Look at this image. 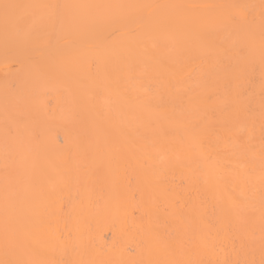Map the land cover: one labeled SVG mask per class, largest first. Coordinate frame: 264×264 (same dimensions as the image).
<instances>
[{
	"label": "bare ground",
	"instance_id": "6f19581e",
	"mask_svg": "<svg viewBox=\"0 0 264 264\" xmlns=\"http://www.w3.org/2000/svg\"><path fill=\"white\" fill-rule=\"evenodd\" d=\"M264 0H0V264H262Z\"/></svg>",
	"mask_w": 264,
	"mask_h": 264
},
{
	"label": "snow or ice",
	"instance_id": "6c2138e0",
	"mask_svg": "<svg viewBox=\"0 0 264 264\" xmlns=\"http://www.w3.org/2000/svg\"><path fill=\"white\" fill-rule=\"evenodd\" d=\"M262 264H264V261H262Z\"/></svg>",
	"mask_w": 264,
	"mask_h": 264
}]
</instances>
